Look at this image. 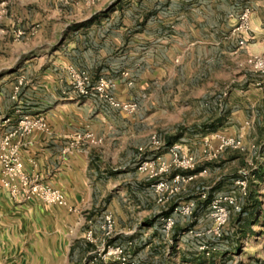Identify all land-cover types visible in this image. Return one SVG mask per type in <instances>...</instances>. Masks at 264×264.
<instances>
[{
	"label": "crops",
	"instance_id": "crops-1",
	"mask_svg": "<svg viewBox=\"0 0 264 264\" xmlns=\"http://www.w3.org/2000/svg\"><path fill=\"white\" fill-rule=\"evenodd\" d=\"M243 8L250 31L239 46L232 29ZM263 52L264 0H0V139L20 112L40 118L45 127L11 142L23 172L67 201L47 204L0 187V264H105L95 250L106 239L134 260V247L145 243V204L155 198L131 163L140 119L74 93L67 65L115 80V97L126 101L169 80L177 58L188 60L189 77L221 83L227 60L240 67ZM85 132L100 142L78 139ZM105 213L113 218L109 236ZM256 257L264 264V251Z\"/></svg>",
	"mask_w": 264,
	"mask_h": 264
},
{
	"label": "rangeland",
	"instance_id": "rangeland-1",
	"mask_svg": "<svg viewBox=\"0 0 264 264\" xmlns=\"http://www.w3.org/2000/svg\"><path fill=\"white\" fill-rule=\"evenodd\" d=\"M234 61H226V76L219 83L212 78L189 77L186 74L188 60L177 58L169 80L164 78L162 85L153 83L150 90L142 94L137 91L132 99L137 109L129 115H138L140 119L134 122L140 143L131 163L136 167L139 148L147 145L152 135L163 139L165 144H181L182 151L193 155L195 162L190 170L175 168L165 175H195L182 185L178 195L196 199L191 218L176 216L173 228L166 233L156 215L164 208L170 212L173 200L163 206L147 196V218L141 225L148 234L141 240L145 243L140 248L149 245L148 255L138 256V244L131 253L136 255L133 261L139 264H153L154 260L157 264H248L250 261L263 264L258 263L256 251H264V77L252 71L248 61L240 67ZM216 132L232 137L238 144H229L216 156H208L202 152L203 139ZM212 143L214 147L215 139ZM166 150L164 147L146 153L152 157H167ZM146 180V187H150V181ZM201 186L207 188V197L227 193L235 197L238 206L229 207L222 227L223 236L205 239L215 246L210 256L198 252L199 240L185 233L190 226L200 229L212 226L209 205L198 194ZM252 201L259 206L257 212L251 209ZM243 208L246 213L239 221ZM249 211L252 213L247 215ZM135 239L139 240L137 234Z\"/></svg>",
	"mask_w": 264,
	"mask_h": 264
},
{
	"label": "built area",
	"instance_id": "built-area-1",
	"mask_svg": "<svg viewBox=\"0 0 264 264\" xmlns=\"http://www.w3.org/2000/svg\"><path fill=\"white\" fill-rule=\"evenodd\" d=\"M70 0H63L65 4ZM92 1V0H88ZM248 8H243L236 16V23L232 29L234 35L238 38L239 46H242L250 31ZM249 67L252 71L264 77V52L255 56L249 61ZM70 86L74 93L82 97H97L110 105L113 108L119 109L126 114H132L137 109V103L134 100L121 101L114 95L115 80L106 77H98L93 79L90 74L84 69L75 67L69 64L65 68ZM125 76L128 73H123ZM21 83V81H19ZM2 120H0L1 126ZM45 127V124L40 118H32L28 114L21 113L18 119L17 127L5 133L0 139V187L6 188L10 195H16L19 190L25 198L35 197L47 204L58 206H66L67 201L65 195L58 188L45 185L35 179L29 178L22 170V163L17 157V145L11 142V139L16 135H26L34 128ZM85 139L90 143L96 144L100 139L95 137L91 132H85L83 135H78V139ZM215 139L216 143L213 147L211 140ZM237 146L238 142L232 137H226L219 132L213 133L210 136L206 135L203 139L202 152L208 156H216L227 145ZM167 149V157L161 155L148 156L147 151H154L164 148ZM140 153L136 164L137 172L145 179L150 181V187L153 191L156 202L160 205H166L173 200L171 211L169 214H164V210L158 212V220L162 225L163 231L170 232L175 223V217L191 218L196 208V199L178 197L182 190V185L191 181L195 175L174 173L170 177L165 175L175 168L190 170L194 166L193 155L182 151V145L179 143L166 145L163 139L152 135L147 145L139 148ZM146 150V151H144ZM211 154V155H210ZM238 184H243V181H238ZM19 185V186H17ZM242 193L245 194L244 187ZM199 197L207 198V188L201 186L199 189ZM209 217L212 220V226L209 228H194L188 227L187 233L199 240L198 250L205 256H210L215 250V246H211L206 238H221L223 236L222 227L225 225L229 207L238 208L236 199L230 194L221 193L211 197L209 203ZM101 229L106 236L113 232V218L111 213H105ZM92 230L88 229L86 238L93 240ZM95 253L105 260V264H139L131 260L128 253L121 245L104 240L97 247ZM93 260H89L87 264H93Z\"/></svg>",
	"mask_w": 264,
	"mask_h": 264
},
{
	"label": "trees",
	"instance_id": "trees-1",
	"mask_svg": "<svg viewBox=\"0 0 264 264\" xmlns=\"http://www.w3.org/2000/svg\"><path fill=\"white\" fill-rule=\"evenodd\" d=\"M166 145H171V143H170V142H167ZM210 199H211L210 196H208V197L205 199V203H209ZM250 205H252V206H251V209H255V212H257V211L259 210V206L256 205V202H255V201H252V203H251ZM169 213H170V212H168V211H164V214H169ZM244 213H246V208H243V209L241 210V212L239 213V221H240V219H241V215L244 214ZM251 213H252V211H249V212L247 213V215H249V214H251ZM156 219L158 220V214L156 215Z\"/></svg>",
	"mask_w": 264,
	"mask_h": 264
}]
</instances>
